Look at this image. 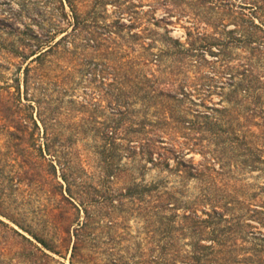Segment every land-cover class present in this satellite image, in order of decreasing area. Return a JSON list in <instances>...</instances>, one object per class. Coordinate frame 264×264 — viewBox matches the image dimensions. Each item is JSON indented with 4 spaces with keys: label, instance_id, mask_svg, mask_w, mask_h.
Here are the masks:
<instances>
[{
    "label": "trees",
    "instance_id": "1",
    "mask_svg": "<svg viewBox=\"0 0 264 264\" xmlns=\"http://www.w3.org/2000/svg\"><path fill=\"white\" fill-rule=\"evenodd\" d=\"M17 5L0 9V175L17 165L32 196L0 211L16 262L264 264V0ZM75 57L93 91L71 124L29 113L20 86L44 88Z\"/></svg>",
    "mask_w": 264,
    "mask_h": 264
},
{
    "label": "rangeland",
    "instance_id": "2",
    "mask_svg": "<svg viewBox=\"0 0 264 264\" xmlns=\"http://www.w3.org/2000/svg\"><path fill=\"white\" fill-rule=\"evenodd\" d=\"M20 0H0V9L3 11H14L18 8L17 3ZM115 6L107 3L106 6V16L107 19H111ZM157 15H160L161 12L158 10L156 12ZM24 19V17L22 18ZM23 21V20H22ZM27 21V20H26ZM189 22L186 21L185 24ZM15 25H18L24 32L26 31L25 27H23L22 22H15ZM231 26V24H230ZM71 25H65V30H69ZM157 36L165 35V28L163 26L154 27ZM167 29H169V33L173 36H181L184 37V30L182 27L172 24H167ZM60 33L57 34V36ZM70 37H67L69 40ZM205 56L208 59H214L215 56L206 53ZM80 57H75L73 62L68 64L69 67L62 68V62H57L56 65L58 68L50 73V84L41 89H30L27 92V96L23 92L22 85L20 86V98L23 102L28 104L29 102L33 105L32 109H28L29 113L33 116L35 115L37 108L41 111L42 116H51L52 113H58V119L63 123V125L71 124V117L73 115H77L76 111H69L67 108L70 106L73 108H78L79 102L82 100H87L90 97V92L93 91L92 85H89L83 76ZM77 59V60H76ZM264 62V60H263ZM66 63V62H64ZM264 72V64L262 68ZM6 77H11L8 72H4ZM21 76V75H20ZM3 76L0 75V79ZM25 98L31 99L26 100ZM34 100H37L38 103H34ZM68 100H73L72 103L68 102ZM214 100H217V97H214ZM105 103V102H104ZM55 111V112H54ZM95 114H97L95 112ZM195 159H198L199 156L197 154L194 155ZM3 161V156L0 155V163ZM17 163V161H16ZM20 172V168L13 164V167H5L3 168L2 175H0V211L8 212L10 215L17 217L18 213L23 212L24 210H30L32 207V196L24 195V184L18 183L16 178L18 177V173ZM153 172H150L149 175H152ZM257 172H249L245 175V180L249 184L257 183L261 181V176H257ZM13 177L12 180L7 177ZM6 177L4 180L3 178ZM0 220L8 223L10 226L17 228V226L8 220L6 217L0 214ZM128 235L127 239L130 241L133 240V236L136 234L137 226L133 222L132 219L128 222ZM125 245V244H124ZM18 249V238L16 235L4 228L0 224V264H19L14 259V254ZM54 257L59 260H64L65 264H69L68 255L66 258H62L61 256L55 255ZM48 264H59L57 262L50 261Z\"/></svg>",
    "mask_w": 264,
    "mask_h": 264
}]
</instances>
